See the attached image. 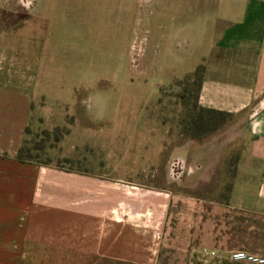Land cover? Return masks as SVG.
<instances>
[{
    "label": "rangeland",
    "instance_id": "obj_1",
    "mask_svg": "<svg viewBox=\"0 0 264 264\" xmlns=\"http://www.w3.org/2000/svg\"><path fill=\"white\" fill-rule=\"evenodd\" d=\"M159 1L48 2L55 11L63 5L42 56L59 58L65 70L53 66L47 83L43 75L38 79L36 101L39 91L46 96L49 121L34 113L24 146L37 165L96 174L144 192L145 216L134 224L151 237L154 264H222L235 251L263 259L264 217L234 204L236 169L250 142L246 120L198 106L201 66L194 68L206 46L197 48L192 33L182 30L193 24L195 35L204 32L202 14L213 4L193 0L192 16L178 12L177 35L172 30L171 39H162L153 16ZM11 14L0 16L2 31L25 22L20 12ZM163 20L168 26L170 19ZM57 26L66 32L60 50ZM58 86L68 91L65 114L57 107ZM73 105L76 113L68 112Z\"/></svg>",
    "mask_w": 264,
    "mask_h": 264
},
{
    "label": "crops",
    "instance_id": "obj_2",
    "mask_svg": "<svg viewBox=\"0 0 264 264\" xmlns=\"http://www.w3.org/2000/svg\"><path fill=\"white\" fill-rule=\"evenodd\" d=\"M50 1L0 0V16L12 13L19 18L20 12L25 20L9 32L0 27V264H154L151 237L134 224L145 216L144 192L132 188L131 193L128 186L96 174L60 171L17 159L33 114H41L39 119L46 121V96L39 91L36 101L38 79L43 75L47 83L56 70L53 66L59 73L65 70L59 58L42 56L43 41L53 37V18L63 5L58 4L55 11L48 6ZM201 1L213 4L200 17L204 32L195 35L193 24L182 29L192 33L197 48L206 46L194 68L201 66L197 104L204 110L245 118L250 142L236 169L234 204L264 217V0ZM159 2L154 27L162 31V39H171L173 31V36L178 33V12L185 10L186 17L187 12L192 16L193 0ZM167 17L168 26L163 20ZM65 35V29L57 26L54 47L58 50L66 42ZM22 39L24 46L14 44ZM69 72L75 73L76 68ZM58 89L56 103H62L57 107L65 114L68 91L63 86ZM75 108L68 106V112L76 113ZM130 194L142 209L133 208ZM155 201L160 206L161 200Z\"/></svg>",
    "mask_w": 264,
    "mask_h": 264
},
{
    "label": "built area",
    "instance_id": "obj_3",
    "mask_svg": "<svg viewBox=\"0 0 264 264\" xmlns=\"http://www.w3.org/2000/svg\"><path fill=\"white\" fill-rule=\"evenodd\" d=\"M229 260L233 263L264 264V258L253 257L242 251L231 253Z\"/></svg>",
    "mask_w": 264,
    "mask_h": 264
},
{
    "label": "trees",
    "instance_id": "obj_4",
    "mask_svg": "<svg viewBox=\"0 0 264 264\" xmlns=\"http://www.w3.org/2000/svg\"><path fill=\"white\" fill-rule=\"evenodd\" d=\"M209 112H212V111H209ZM30 153H31V150H28L25 148V146H23L18 153L17 159L20 162L32 161V157ZM222 264H244V263H230L228 261H224Z\"/></svg>",
    "mask_w": 264,
    "mask_h": 264
}]
</instances>
